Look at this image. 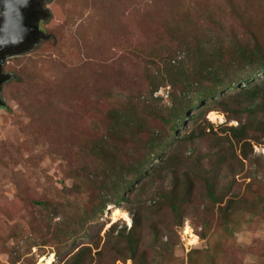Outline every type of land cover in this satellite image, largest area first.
<instances>
[{
  "label": "rangeland",
  "instance_id": "374dc122",
  "mask_svg": "<svg viewBox=\"0 0 264 264\" xmlns=\"http://www.w3.org/2000/svg\"><path fill=\"white\" fill-rule=\"evenodd\" d=\"M44 7L49 16L41 28L49 37L3 67L13 78L0 93V264H67L85 246L92 258L82 264H264V127L245 100L236 101L241 112L234 118L222 109L186 116L176 132L183 140L166 152L175 159L152 181L135 184L128 202L95 213L98 194L82 169L91 142L106 132L109 111L127 97L152 100V86L161 85L153 96L168 110L185 91L195 97L173 82L200 80L207 63L225 82L251 71L236 60L264 40V0H49ZM210 112L223 121H212ZM249 121L253 151L242 166L232 158L240 144L224 128ZM149 125L167 130L155 118ZM213 168L222 185L236 179L225 191L235 199L228 224L206 197L202 179ZM172 169L180 172L176 195ZM187 176L195 190L183 199ZM134 216L141 220L138 249L119 259L118 233L129 232Z\"/></svg>",
  "mask_w": 264,
  "mask_h": 264
},
{
  "label": "trees",
  "instance_id": "16d2710c",
  "mask_svg": "<svg viewBox=\"0 0 264 264\" xmlns=\"http://www.w3.org/2000/svg\"><path fill=\"white\" fill-rule=\"evenodd\" d=\"M236 63L238 66L244 64L245 67L252 69L242 77H237L238 73H236L234 80L225 82L223 80L225 77L221 78L218 71L207 63L202 69L203 75L200 76V80L190 81L189 77L185 76L183 79L173 82L174 84L179 82L187 90L193 89L195 97L189 91H185L182 98L173 99L174 104L168 110H165V107L158 102L160 97L153 96L158 86L161 85H153L155 90L150 93L152 100L144 96L135 99L127 97L122 104L109 111V125L106 127V132L91 142L86 156L88 162L82 165V169L88 172L85 184L91 185L98 194L96 198L93 197L95 200L91 207L95 213L103 212L108 204L117 205L120 202H128L127 193L133 190L135 184L140 181L143 183L152 181L159 171H163L161 165L168 164L175 159H173V152L169 151V154L166 152L175 140H183L176 132L185 122L186 116L194 120L201 118L208 111L222 109L227 114V119L234 118L241 112L237 108L238 105H241L236 101L245 100L247 104L244 109L248 110L249 114L255 110L260 112L257 127H264V78L258 79L260 76H264V40L258 41L249 53L241 52ZM161 74L159 73L160 76ZM180 74L183 76L184 73ZM164 81L167 83V80ZM191 112H194V115H189ZM151 118L162 122L167 126V130H151L149 125ZM254 120L256 124L257 119ZM252 125L253 122L249 121L245 124L240 122L238 126L224 128L229 139L240 144L237 153L234 149L232 158L234 157L242 166L244 160H249L251 157L249 150L253 151L251 143L253 139L248 137ZM172 133L175 135H171ZM225 153H227L225 148L223 152L219 150L217 153L218 163L221 166L225 165ZM156 160L161 164L156 166ZM218 169L213 168L212 171L207 172L202 181L206 188V197L214 205H218L224 222L228 224L226 215L235 199L232 195L227 198L228 194L225 191L229 192L232 189L236 179L235 176L231 177L226 186L222 185ZM179 175L180 172L177 169L170 170V191L173 195L177 194L176 191L180 187ZM78 177L79 174L75 173L74 178L78 179ZM251 184L252 182L248 183V186ZM163 188L161 186L160 190ZM77 189L83 190L78 186ZM194 190V184L187 176L183 199L191 198ZM34 203L49 208V204L45 201L38 200ZM171 206L172 210L178 213L179 207L175 204ZM182 220V217H178L179 222ZM140 224L141 220L134 216L133 226L129 232L126 233V227L119 231L117 238L124 242V245H121V241L117 243L119 259L134 258L139 244L136 227ZM202 238H205V235H202ZM96 253L99 258L102 256V250ZM91 255L92 248L90 246L82 247L70 257L67 264H82L84 258H92Z\"/></svg>",
  "mask_w": 264,
  "mask_h": 264
},
{
  "label": "water",
  "instance_id": "95a60500",
  "mask_svg": "<svg viewBox=\"0 0 264 264\" xmlns=\"http://www.w3.org/2000/svg\"><path fill=\"white\" fill-rule=\"evenodd\" d=\"M46 1L0 0V93L13 78L3 70L7 59L29 52L49 37L41 28V22L49 16ZM4 106L0 95V107Z\"/></svg>",
  "mask_w": 264,
  "mask_h": 264
},
{
  "label": "bare ground",
  "instance_id": "6f19581e",
  "mask_svg": "<svg viewBox=\"0 0 264 264\" xmlns=\"http://www.w3.org/2000/svg\"><path fill=\"white\" fill-rule=\"evenodd\" d=\"M209 118L214 121L219 120V121H223V117L220 114H217L216 112H210L209 114ZM122 219H124L125 221L129 222L131 224V219L129 217V215L127 213H122L121 215ZM191 228L189 225L186 226V231H189ZM193 235V234H192ZM194 236V235H193ZM50 263V262H49Z\"/></svg>",
  "mask_w": 264,
  "mask_h": 264
}]
</instances>
